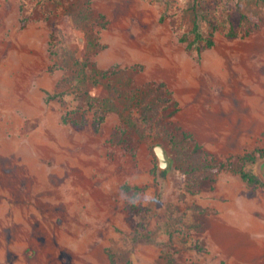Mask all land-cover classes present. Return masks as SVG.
Wrapping results in <instances>:
<instances>
[{"label": "rangeland", "instance_id": "374dc122", "mask_svg": "<svg viewBox=\"0 0 264 264\" xmlns=\"http://www.w3.org/2000/svg\"><path fill=\"white\" fill-rule=\"evenodd\" d=\"M257 148L264 0H0V264H264Z\"/></svg>", "mask_w": 264, "mask_h": 264}, {"label": "trees", "instance_id": "16d2710c", "mask_svg": "<svg viewBox=\"0 0 264 264\" xmlns=\"http://www.w3.org/2000/svg\"><path fill=\"white\" fill-rule=\"evenodd\" d=\"M195 22H194V27H193V33L195 35V40L197 42H202L205 41L206 47L210 48L215 45V33L217 31V26L213 27V30L211 31L210 35L206 37L200 30V22H199V11H195ZM235 32H232V35H235ZM104 74H107L104 73ZM174 104L177 108L178 102L174 101ZM156 109V104L155 103H147L143 107V114L148 122H152V114L154 113ZM177 109L174 110V112L171 113V116H173L176 113ZM104 122V117H98L96 118L95 121V126L97 130L101 129V126ZM78 124V122H77ZM126 124L129 125V127L134 128L135 127V122L133 121V118L129 116L126 120ZM175 130L178 132L172 133L171 131L166 130L167 135L169 134L170 142L174 145V147L179 150V152L184 151L186 149V146L194 141V136L186 131H184L180 126H176ZM194 157H192V160L194 161L193 167L190 171H186V173H191L193 171L203 169L205 171L211 170V169H218V170H224V169H233L236 166V158L235 157H230L226 161H219L215 155L212 153H209L207 151H204L203 147L199 144H195L194 148ZM257 156L264 157V148H257L251 153H248L246 156L243 157L244 160H251L255 161ZM158 169V164L155 162V168L153 170L154 173H156ZM242 178L244 181H246L249 185L251 186H261L264 187V181H262L255 173L253 172H247L244 170L240 171ZM124 189L127 191L130 190H136L137 192L143 191L144 188L140 186L136 187H131L130 185H125Z\"/></svg>", "mask_w": 264, "mask_h": 264}, {"label": "water", "instance_id": "95a60500", "mask_svg": "<svg viewBox=\"0 0 264 264\" xmlns=\"http://www.w3.org/2000/svg\"><path fill=\"white\" fill-rule=\"evenodd\" d=\"M154 152L159 162V169L161 172L170 173L173 167V159L170 157L169 152L163 145H155ZM259 174L261 179L264 181V161L259 167Z\"/></svg>", "mask_w": 264, "mask_h": 264}]
</instances>
